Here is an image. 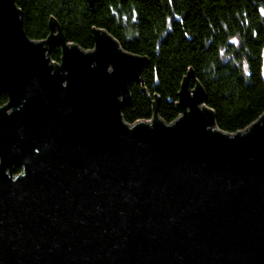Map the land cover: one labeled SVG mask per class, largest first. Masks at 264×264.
Here are the masks:
<instances>
[{
  "label": "water",
  "instance_id": "obj_1",
  "mask_svg": "<svg viewBox=\"0 0 264 264\" xmlns=\"http://www.w3.org/2000/svg\"><path fill=\"white\" fill-rule=\"evenodd\" d=\"M58 30L0 0V264H264V113L223 131L185 77L175 121L128 123L150 59Z\"/></svg>",
  "mask_w": 264,
  "mask_h": 264
},
{
  "label": "trees",
  "instance_id": "obj_2",
  "mask_svg": "<svg viewBox=\"0 0 264 264\" xmlns=\"http://www.w3.org/2000/svg\"><path fill=\"white\" fill-rule=\"evenodd\" d=\"M15 1L31 39L45 40L60 28L68 42L91 50L100 28L150 59L131 84L123 108L128 123L156 110L166 123L175 121L185 77L192 87L204 86L223 131L246 129L264 113V0ZM61 53L56 47L50 56L59 62ZM7 102L0 94V106Z\"/></svg>",
  "mask_w": 264,
  "mask_h": 264
},
{
  "label": "rangeland",
  "instance_id": "obj_3",
  "mask_svg": "<svg viewBox=\"0 0 264 264\" xmlns=\"http://www.w3.org/2000/svg\"><path fill=\"white\" fill-rule=\"evenodd\" d=\"M56 62H57V61H56ZM152 118H153V117H152ZM152 118L147 119V120H151ZM145 120H146V119H145ZM21 172H23V169H20L19 172H16L14 175H15V176H18V174L21 173Z\"/></svg>",
  "mask_w": 264,
  "mask_h": 264
}]
</instances>
